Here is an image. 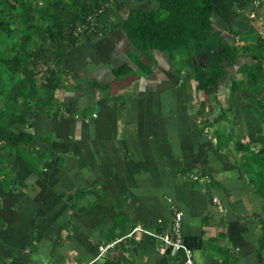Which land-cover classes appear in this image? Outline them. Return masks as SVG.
<instances>
[{"label": "crops", "instance_id": "0c3cea01", "mask_svg": "<svg viewBox=\"0 0 264 264\" xmlns=\"http://www.w3.org/2000/svg\"><path fill=\"white\" fill-rule=\"evenodd\" d=\"M259 1L252 18V0H213L214 26L237 45L251 28L264 36ZM115 28L67 52L63 86L53 84V71L45 77L41 105H54L30 115L31 146L56 155L34 170L20 156L2 154L26 184L7 191L0 184L2 264H116L112 256L122 246H129L131 264H170L160 240L140 228L168 227L175 211L195 264H221L224 248L236 255L233 264H264L261 197L236 164L241 151L231 142L218 149L211 133L264 134V122L242 101L249 92L232 90L226 78L205 93L189 68L161 52L146 74L128 59V38ZM123 62L133 70L117 78L112 69ZM243 62L254 60L240 55L229 71ZM202 117L218 121L204 127ZM206 214L211 220L203 222ZM107 242L114 245L99 256Z\"/></svg>", "mask_w": 264, "mask_h": 264}, {"label": "trees", "instance_id": "16d2710c", "mask_svg": "<svg viewBox=\"0 0 264 264\" xmlns=\"http://www.w3.org/2000/svg\"><path fill=\"white\" fill-rule=\"evenodd\" d=\"M114 1L117 0H0V34H4L0 37V151L20 156L34 170L41 169L45 158L56 155L53 151L36 154L31 146L35 132L29 130L32 128L30 115L36 110L48 114L54 103L50 100L41 105L44 86L37 76L45 78L51 70L53 84L63 86L62 79L68 74L64 58L80 42V37L90 41L115 27L126 34L127 57L142 72L154 71L157 63L154 55L161 52L169 62L189 68L197 87L205 93L216 92L227 78L232 90L249 92L242 101L246 109L264 122V63L261 60L264 36L260 31L251 28L242 38L243 44L228 42L213 24V0H131L132 5L127 7L123 19L112 22L110 5ZM78 24H85L84 32H75ZM14 31H19V36L8 42V36ZM240 55L254 62L238 64L237 72H230L228 67L237 64ZM132 70L128 62H123L113 67L112 72L121 78ZM202 119L206 125L213 126L218 121L216 117L211 121ZM211 133L218 149L228 147L231 142L233 150L241 151L242 160L235 163L245 170L264 209V134L250 132L238 138L232 131L217 128ZM60 158L57 160L62 161ZM15 168L16 164H10L0 155V184L6 191L26 185L23 180L15 179ZM207 220H211L209 214L204 216L203 222ZM258 221L264 236V218L259 216ZM4 224L0 219V227ZM169 226L162 227L160 222L155 232H165ZM220 237H224V233H220ZM58 244L56 236L52 250ZM224 249L227 254L221 258V264H233L236 255ZM121 250L114 251L113 261L131 264L129 246H122ZM164 251L170 264H183L181 253L171 254L170 247ZM2 263L4 258L0 257Z\"/></svg>", "mask_w": 264, "mask_h": 264}, {"label": "built area", "instance_id": "2783aa9c", "mask_svg": "<svg viewBox=\"0 0 264 264\" xmlns=\"http://www.w3.org/2000/svg\"><path fill=\"white\" fill-rule=\"evenodd\" d=\"M251 17H254V12H251ZM85 24H78L76 27V33L85 31ZM31 132L34 130L29 129ZM195 177V176H194ZM196 178V177H195ZM182 212L175 211L171 224L169 228L162 233L150 232L147 229L140 228V230L150 233L153 237L160 240L163 249L166 247H170L171 254L181 253V260L183 264H195L193 250L186 245L183 239L182 227ZM113 242H107L98 246V255H104L111 246H113Z\"/></svg>", "mask_w": 264, "mask_h": 264}, {"label": "rangeland", "instance_id": "374dc122", "mask_svg": "<svg viewBox=\"0 0 264 264\" xmlns=\"http://www.w3.org/2000/svg\"><path fill=\"white\" fill-rule=\"evenodd\" d=\"M260 1L259 0H252V8H254V9H252V11L251 12H254V17H252V18H255L256 17V12H255V9L260 5V3H259ZM119 4H122V7H119ZM129 5H132V2H131V0H117V1H114L110 6H112V8H113V12H112V14H111V19H112V22H116V21H120V20H122L123 19V17L125 16V13H126V9H127V7L129 6ZM251 12H250V14H251ZM17 23H15V25H16ZM114 30H117L116 32H122L121 30H120V28L118 27V28H115ZM19 34H20V32L19 31H14L13 33H12V35H10V36H8V42H13V41H15L16 39H17V37L19 36ZM4 36V34H0V37H3ZM102 35L100 34L99 36H97L96 38H94L93 40H96V39H98V38H100ZM82 40H85V38L82 36V37H80V41H82ZM178 67V66H177ZM38 77V79H39V83L42 85L43 84V82L44 81H46L45 80V78L44 77H42V76H40V75H38L37 76ZM239 92H242L241 90L239 91ZM224 93L225 94H227V95H229V93L228 92H226V91H224ZM235 94H237V92H235ZM243 94H246V93H243ZM242 97H244V96H242ZM241 97V98H242ZM216 98V97H215ZM234 99V96H233V94H231V99ZM221 99H222V97H221ZM216 100H217V98H216ZM234 104V103H233ZM54 105V104H53ZM202 108V106H200V109ZM53 109V108H52ZM203 118V117H202ZM200 123H201V126H203L204 125V127H206L205 125H206V123L204 122V120L202 119L201 121H200ZM224 130V129H223ZM256 145L257 146H259V144H257L256 143ZM2 154H5V151H0V155L1 156H3L4 157V155H2ZM7 160V159H6ZM8 161V160H7ZM9 162V161H8ZM10 163V162H9ZM10 164H12V163H10ZM67 263H69L67 260H66V263L65 264H67Z\"/></svg>", "mask_w": 264, "mask_h": 264}]
</instances>
